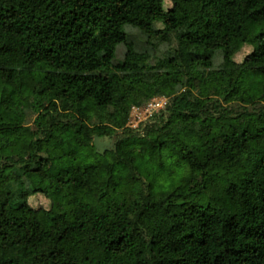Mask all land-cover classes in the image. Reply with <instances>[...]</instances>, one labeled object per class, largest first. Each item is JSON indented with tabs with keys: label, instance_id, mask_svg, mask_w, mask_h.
<instances>
[{
	"label": "trees",
	"instance_id": "obj_1",
	"mask_svg": "<svg viewBox=\"0 0 264 264\" xmlns=\"http://www.w3.org/2000/svg\"><path fill=\"white\" fill-rule=\"evenodd\" d=\"M170 2L0 0V264H264V0ZM136 96L168 104L118 133Z\"/></svg>",
	"mask_w": 264,
	"mask_h": 264
},
{
	"label": "rangeland",
	"instance_id": "obj_2",
	"mask_svg": "<svg viewBox=\"0 0 264 264\" xmlns=\"http://www.w3.org/2000/svg\"><path fill=\"white\" fill-rule=\"evenodd\" d=\"M164 4L166 8L171 6L170 0H164ZM161 28L160 25H158ZM129 33V38L131 42L135 45V48L139 51H147L149 54L152 55V59L161 58L166 56L172 48L176 46V42L174 38H171L170 42H160L155 39L147 40L145 36L139 33L136 29H127ZM264 32V26H256L250 23H246L242 33L240 34L239 40L242 42V48L240 51L235 54L234 61L240 63L244 57L252 52L254 47L262 42V35ZM125 52L124 46H119L116 50V59L122 60L123 55ZM221 63V58L217 57L214 60V66H218ZM249 76L246 72H241L236 75L235 78V86L237 88L241 87ZM250 97L253 99L254 102H262L264 99V92L263 88H257L249 91ZM154 99L155 103L164 100L168 104V98H162V100L158 99V97L150 98L148 100H143L142 98L135 97L132 100L131 107L129 108L128 113L120 120L119 125L117 127H113V129L117 130L118 133H121V129L130 128L132 130H136L141 124L152 122V119L155 115L159 114V112L163 111L160 110L159 112L153 113L151 117H145L144 109L148 107V104L152 102ZM166 104V105H167ZM133 108L137 109L138 116L141 117V121L137 122V116L134 115ZM61 112L64 117H75L72 107L61 109ZM34 117L32 115L27 117L26 123L28 125H32ZM97 120L94 119L93 124L97 125ZM142 134V132H140ZM112 148V147H111ZM109 151V150H107ZM106 152V151H105ZM104 152V153H105ZM103 153V154H104ZM28 204L33 208H49L50 201L45 198L43 195H34L29 197Z\"/></svg>",
	"mask_w": 264,
	"mask_h": 264
},
{
	"label": "water",
	"instance_id": "obj_3",
	"mask_svg": "<svg viewBox=\"0 0 264 264\" xmlns=\"http://www.w3.org/2000/svg\"><path fill=\"white\" fill-rule=\"evenodd\" d=\"M93 146L96 153L102 155L107 150H115V139L108 137H99L95 135L93 137Z\"/></svg>",
	"mask_w": 264,
	"mask_h": 264
},
{
	"label": "built area",
	"instance_id": "obj_4",
	"mask_svg": "<svg viewBox=\"0 0 264 264\" xmlns=\"http://www.w3.org/2000/svg\"><path fill=\"white\" fill-rule=\"evenodd\" d=\"M162 98H165V97H158V99L162 100ZM155 100L154 99L152 102H150L148 104V107H146L144 109V115L145 117H151L153 115V113H157L159 112L160 110H163V108L166 106V102L164 100H162V103L160 102H156L155 103ZM133 112H134V115L137 116V122H140L141 121V117L138 116V112H137V109L136 108H133Z\"/></svg>",
	"mask_w": 264,
	"mask_h": 264
}]
</instances>
